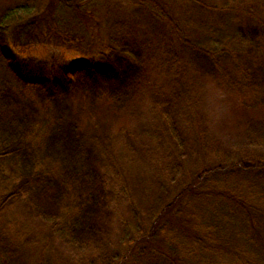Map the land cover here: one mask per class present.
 <instances>
[{"label": "trees", "instance_id": "trees-1", "mask_svg": "<svg viewBox=\"0 0 264 264\" xmlns=\"http://www.w3.org/2000/svg\"><path fill=\"white\" fill-rule=\"evenodd\" d=\"M105 1L113 13L134 7V16L146 14L169 26L179 42L178 51L169 52L176 66L168 70L179 74L178 89L190 71L193 87L206 72L218 86L233 88L241 141L226 146L204 137L208 116L197 85L188 104H181L180 118L173 116L176 99L161 103L162 126L149 142L132 126L113 128L100 117L77 121L71 113L74 96L89 108L135 99L151 72L147 35L126 20L109 28L107 44L93 33L88 45L85 36L80 39L86 57H31L16 48L26 40H50L51 23L58 25L67 9L83 14L87 3L21 0L4 6L2 261L8 262L2 230L7 216L33 226L45 246L57 242L75 264H264V0H228L221 9L207 0H187L211 11L213 20L196 10L180 15L174 0ZM228 21L238 28L235 38L227 37L234 45L204 40L213 27L231 26ZM150 25L144 28L155 38ZM8 70L18 84L7 79ZM190 145L203 156L198 167L187 165ZM44 252L30 260L52 264Z\"/></svg>", "mask_w": 264, "mask_h": 264}, {"label": "rangeland", "instance_id": "rangeland-1", "mask_svg": "<svg viewBox=\"0 0 264 264\" xmlns=\"http://www.w3.org/2000/svg\"><path fill=\"white\" fill-rule=\"evenodd\" d=\"M20 1L21 0H0V10L12 2L17 3ZM174 1L175 4H173V9H176L180 12V15L184 17L185 15L189 16L190 13L193 14L195 12L194 10H196L207 19L213 20L214 18L211 17V11L207 13L202 5L195 4L194 7V4L187 0ZM207 1L221 9L222 3L228 0ZM80 2L87 3L88 5L85 10L83 9L84 13L80 14L77 11L67 9L66 13H62L57 19L56 22H58V25L53 22L51 23L53 24L52 29L55 31L54 34L50 35V40H37L31 43L29 40H26L28 42L27 45H20V47L16 49L24 52L25 55L41 59H48L53 54L60 59L86 57V51L78 44L80 39H83L85 36L86 40H82V42L88 45L89 42L92 41L89 39L93 33L98 38V40H96L97 42L100 44H107L110 42V40H108L109 28L115 26L117 22L118 25H123V22L126 23L128 21L132 25L138 27L137 30L141 32L142 37L144 36L143 38L147 35L148 39L146 45L149 46L148 54H150L147 60L148 63L151 64V72H148L150 76H146V80H144L143 84L140 86L139 94L132 102L124 106L114 107L101 103L95 108H89L81 96H74L72 99L71 113L77 121L81 120L83 123H87L89 120L96 121L97 117H100L104 123L112 125L113 128L119 125L132 126L142 135L143 139L149 142V136L154 137L155 134L153 132L155 130L160 132L159 128L163 122L160 110L161 103L165 99L166 101H171L169 99H176V106L173 108V116L178 119L180 118L179 112L181 104L185 101L188 104L189 98L187 95L191 94L194 96L197 85L203 101L202 111L205 114L207 113L208 116L205 117V120H208V127L204 128L206 131V136L204 137H210V140L214 144L223 143L226 146H232L235 142L241 141L240 130L238 129L236 116L234 114L235 103L233 99L235 93L233 88L226 89L220 87V85L218 86L206 72L197 75L194 88L192 86V71H190V78L184 79L185 87L178 89L179 84L176 80L179 74L176 73L177 77L174 74L170 75L168 70L170 67L176 66L169 52L172 50L178 51L179 42L174 34L173 36L171 35L170 30L167 28L169 27L167 24L165 28L162 25H157L156 22L158 21H151L146 14L134 16V7L122 9L123 11L118 10L113 13L111 12L113 9L110 8L105 0H80ZM256 5L262 7V2H256ZM220 9L216 12H221ZM239 12L240 11H237V13ZM119 15L122 16V19L121 17L116 19V16ZM234 15H236V13H234ZM127 18H129V20ZM151 22H154V24H151ZM150 24L153 26L151 29L156 32L155 38L151 35L148 36L150 31L148 32L144 28V25ZM228 24L231 26L220 25L213 27V34L206 35L204 40H219L222 45L230 41L234 45V40H227V37L229 36L230 39L235 38L238 28L236 22L233 23L228 21ZM150 26L148 29H150ZM186 30L188 29L185 27V31ZM84 32H86V34H84ZM165 33H168V35L166 36ZM161 35H163V37ZM58 37L62 38L58 39ZM2 67L3 65L0 64V68ZM6 77L11 84H18L17 79H15V76L10 70H8ZM175 96H177V98H175ZM189 125L190 132H192L194 127L191 124ZM196 151H198L196 145H190L186 157L187 165L198 167L201 164L203 156ZM3 217L5 218V216ZM9 218L6 216L5 220H2L3 222L6 221V225L2 229L5 233L3 234L6 241L5 244L8 245V249L13 252L12 260L10 259L8 264H34V262L30 260L31 257L36 256L43 248H45V259L52 264H75L71 260L70 253L63 251L57 242L52 241L48 246H45L42 234L36 232L33 226L24 224L19 219ZM0 264H4V261H0Z\"/></svg>", "mask_w": 264, "mask_h": 264}, {"label": "flooded vegetation", "instance_id": "flooded-vegetation-1", "mask_svg": "<svg viewBox=\"0 0 264 264\" xmlns=\"http://www.w3.org/2000/svg\"><path fill=\"white\" fill-rule=\"evenodd\" d=\"M11 253H9V250H7V259H8V262H7V264L9 263V260H10V257H9V255H10ZM0 260L2 261V253H1V249H0ZM12 260V259H11Z\"/></svg>", "mask_w": 264, "mask_h": 264}]
</instances>
